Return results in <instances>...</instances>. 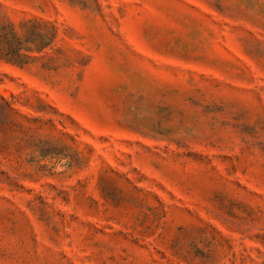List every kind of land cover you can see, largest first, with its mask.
<instances>
[{"label": "rangeland", "instance_id": "1", "mask_svg": "<svg viewBox=\"0 0 264 264\" xmlns=\"http://www.w3.org/2000/svg\"><path fill=\"white\" fill-rule=\"evenodd\" d=\"M0 264H264V0H0Z\"/></svg>", "mask_w": 264, "mask_h": 264}]
</instances>
